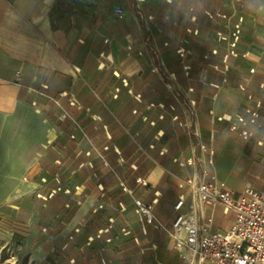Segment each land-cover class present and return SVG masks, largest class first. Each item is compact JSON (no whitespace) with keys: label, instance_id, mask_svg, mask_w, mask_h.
Listing matches in <instances>:
<instances>
[{"label":"crops","instance_id":"1","mask_svg":"<svg viewBox=\"0 0 264 264\" xmlns=\"http://www.w3.org/2000/svg\"><path fill=\"white\" fill-rule=\"evenodd\" d=\"M237 23L229 56L218 34ZM19 109L54 132L36 173L61 176L45 253L57 241L64 264H186L175 215L218 234L234 220L186 182L214 178L233 198L262 187L264 0H0V115ZM36 196L9 211H48Z\"/></svg>","mask_w":264,"mask_h":264},{"label":"rangeland","instance_id":"2","mask_svg":"<svg viewBox=\"0 0 264 264\" xmlns=\"http://www.w3.org/2000/svg\"><path fill=\"white\" fill-rule=\"evenodd\" d=\"M53 137L52 125L39 111L19 109L12 116L0 115V264H64L65 256L57 252V241L52 242L55 248L49 255L42 247L51 236V212L62 200L57 190L61 176H56L52 168L42 183L36 174L39 157ZM34 195H40L36 199L42 204L51 200L48 211H9L15 200ZM68 258L72 260L73 256Z\"/></svg>","mask_w":264,"mask_h":264},{"label":"built area","instance_id":"3","mask_svg":"<svg viewBox=\"0 0 264 264\" xmlns=\"http://www.w3.org/2000/svg\"><path fill=\"white\" fill-rule=\"evenodd\" d=\"M239 34V23L233 25L227 35L218 34V38L227 43L229 56L235 55ZM177 54L183 60L189 52L179 49ZM257 119L259 116L256 113L250 114V123ZM238 120L243 122L242 119ZM242 136L248 137L250 134L243 132ZM199 149H202L201 146ZM193 163V160L185 162L189 166ZM186 183L200 201L219 203L225 210H231L234 220L227 232L218 234L209 233L199 226L193 215H175L168 234L174 240L179 258L186 264H264V176L260 189H246L238 198H233L225 190V184L214 178L209 182L200 179ZM140 185L146 186V183L140 181ZM134 204L137 215L144 218V224L153 225L151 205L140 201H134ZM181 204L179 200L175 205L176 211ZM157 226L164 229L159 224Z\"/></svg>","mask_w":264,"mask_h":264}]
</instances>
